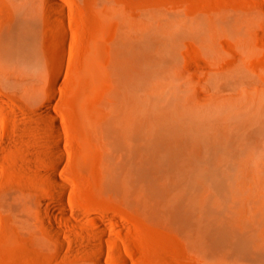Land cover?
Listing matches in <instances>:
<instances>
[{
	"label": "rangeland",
	"instance_id": "374dc122",
	"mask_svg": "<svg viewBox=\"0 0 264 264\" xmlns=\"http://www.w3.org/2000/svg\"><path fill=\"white\" fill-rule=\"evenodd\" d=\"M54 1L0 0V264H264L216 252L165 211L200 218L198 180L158 173L160 200L118 147L131 122L197 155L181 131L205 117L232 130L231 190L207 194L264 245V0ZM18 20L30 54L5 50ZM136 39L142 57L121 44ZM51 214L62 229L43 225Z\"/></svg>",
	"mask_w": 264,
	"mask_h": 264
},
{
	"label": "bare ground",
	"instance_id": "6f19581e",
	"mask_svg": "<svg viewBox=\"0 0 264 264\" xmlns=\"http://www.w3.org/2000/svg\"><path fill=\"white\" fill-rule=\"evenodd\" d=\"M49 2L56 6V1L49 0ZM57 12L63 14L60 8L57 9ZM2 37L7 54L26 55L31 53L32 33L24 20H18L13 26L6 27ZM121 44L123 47L134 50L137 57H142L141 44L143 47L149 46V42L140 41V39H136L135 42L128 43V45ZM53 79H57L55 74H53ZM208 119L205 117L199 132L181 131L183 136L195 139L194 142L199 144L202 142L203 152L200 155L194 152L186 153L190 149L185 147L183 141L187 140H170L167 136L172 138V134L166 131L153 129L151 136L140 137L136 123L131 122L128 129L122 130L121 133L132 140L129 142L121 141L118 145L126 155V161L122 166L126 167L131 175L133 174L137 179L146 181L150 193L160 200L165 199V188L159 187L153 181L158 173H179L182 178L190 182L198 180L197 182L202 188L200 218L193 217L187 208L179 209L176 203L172 206L169 205L170 207L165 211L173 215L174 221L179 226L195 232L197 238L204 245L216 252L240 255L264 262V245L257 246L249 231L243 225L235 223L230 216L224 213L221 206L212 202L210 195L207 194L208 190H211L223 201L221 196L227 195L231 190V168L235 159L232 145L228 142V139L234 136L232 130L223 132L216 130L212 128ZM163 120L166 119L163 118ZM123 138L125 140L124 136ZM58 141H55L54 151L59 155L63 153V148ZM52 179L56 186H60V181L57 180L56 175ZM111 179L114 183H119L120 176L116 172L111 176ZM151 179L153 182L150 181ZM183 194L187 193L183 192ZM22 198L24 199H19L21 204L26 202V197L22 196ZM186 199L187 196L183 197L182 201H186ZM64 216L71 221L70 217H73V214L66 213ZM42 220L43 225L46 224L48 228L54 231L63 228V220L54 214L50 215V219L45 217ZM79 228L84 230L81 226ZM59 242L62 243L61 240ZM96 264H103V261L96 258Z\"/></svg>",
	"mask_w": 264,
	"mask_h": 264
}]
</instances>
